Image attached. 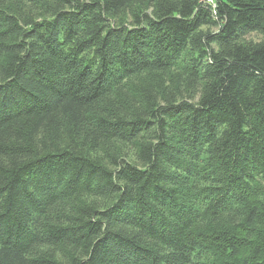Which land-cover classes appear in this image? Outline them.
<instances>
[{"label":"trees","instance_id":"16d2710c","mask_svg":"<svg viewBox=\"0 0 264 264\" xmlns=\"http://www.w3.org/2000/svg\"><path fill=\"white\" fill-rule=\"evenodd\" d=\"M263 183L264 0H0V264H264Z\"/></svg>","mask_w":264,"mask_h":264},{"label":"rangeland","instance_id":"374dc122","mask_svg":"<svg viewBox=\"0 0 264 264\" xmlns=\"http://www.w3.org/2000/svg\"><path fill=\"white\" fill-rule=\"evenodd\" d=\"M246 38H247V41H249V42H259L260 40H262V36L257 35V34H251ZM180 71H181V69L179 71H174V72H172V74L170 76L162 77L161 80L164 81V80L169 79V80L177 81L178 78L175 75H178L180 73ZM142 85H145V83L143 82V77L142 78H136V80L133 82V89H137L138 86H142Z\"/></svg>","mask_w":264,"mask_h":264},{"label":"built area","instance_id":"2783aa9c","mask_svg":"<svg viewBox=\"0 0 264 264\" xmlns=\"http://www.w3.org/2000/svg\"><path fill=\"white\" fill-rule=\"evenodd\" d=\"M211 1V0H210Z\"/></svg>","mask_w":264,"mask_h":264}]
</instances>
